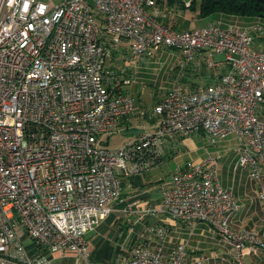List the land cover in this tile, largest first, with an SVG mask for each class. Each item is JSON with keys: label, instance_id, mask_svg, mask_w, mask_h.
I'll return each instance as SVG.
<instances>
[{"label": "built area", "instance_id": "built-area-1", "mask_svg": "<svg viewBox=\"0 0 264 264\" xmlns=\"http://www.w3.org/2000/svg\"><path fill=\"white\" fill-rule=\"evenodd\" d=\"M153 0H0V264H54L52 255L90 258L87 236L114 213L124 183L161 163L165 144L204 132L215 145L241 142L237 167L249 170L264 204V49L254 47L259 25L220 24L185 33L151 12ZM190 5V3L188 4ZM127 49L134 65L169 49L183 65L224 54L227 72L193 90L173 88L143 115L157 128L130 144L107 148L132 114L124 94L130 68L112 65ZM239 211L232 188L218 180L213 159L189 161L172 177L158 208L165 215L208 224L235 249L236 264L264 250L258 232L235 231ZM158 236L164 234L155 228ZM30 241V244L27 242ZM127 264H206L188 261L187 242L169 255L134 246Z\"/></svg>", "mask_w": 264, "mask_h": 264}, {"label": "crops", "instance_id": "crops-1", "mask_svg": "<svg viewBox=\"0 0 264 264\" xmlns=\"http://www.w3.org/2000/svg\"><path fill=\"white\" fill-rule=\"evenodd\" d=\"M193 2H196L195 6H193ZM199 2L200 0H153L150 11L157 12L162 23L181 33L203 28L213 23L220 24L223 28H228L231 25L244 28L259 25L263 31L255 35L254 47L264 49V18L241 17L223 13L201 16ZM189 3L190 5H188ZM126 53V48L115 52L112 65L114 67L126 66L127 60H132L125 56ZM206 59L204 53L198 56L195 62L183 65L177 51L166 49L159 54L156 53L153 58L144 60L140 63L139 68H130L129 71L133 74L134 83V76L135 79H139L142 71L149 74L161 70L162 67H166V62H168L169 65L176 66L179 72L185 71L191 77H205L207 79L204 85L194 84L188 88L182 87L184 90H193L198 86L214 83L219 76L227 72L224 61H218L217 56H215L216 67L214 68L209 66ZM133 65L126 67H133ZM126 87H124L123 92L134 98L136 109L122 120L121 132H133L132 134L137 135L136 139H138L144 133L157 128V118L149 119L148 115L143 117L142 114H139L142 113V108L139 107L137 98L131 95L130 87ZM166 92L156 100L155 106L165 97ZM144 110L146 111V109ZM257 115L259 120L264 123V105L258 106ZM138 118L143 119L144 122L149 121V125L136 133V131H132L135 130L133 122ZM197 134L206 136L204 132ZM192 135L167 142L164 147V155L174 156L175 148L192 143ZM109 144L110 140L106 143L107 148L119 149L110 148ZM210 145L215 146L216 144ZM217 145L219 147L217 155L208 159L214 160L220 184L224 188H232L239 206V211L232 216L230 225L235 231L258 232L264 242V204L258 196V184L251 178L249 170L237 167L242 147L241 142L232 135ZM164 161L163 158L154 169L161 167ZM154 169L125 181L124 194L121 201L115 204L114 213L105 219L96 231L87 236L89 259L86 260L75 252H68L64 255L55 253L52 255L54 264H127L131 259V250L134 246L144 245L153 249L163 248L164 253L169 255L181 242L188 244V261H195L203 256L206 264H236L235 249L215 238L211 227L204 222H184L165 215H137V212L149 208H158L163 192L169 186L171 178L164 179L158 175H153ZM158 227L164 229L162 236L152 232ZM27 243L33 249L31 242L28 241ZM245 261L247 264H264V251L248 254Z\"/></svg>", "mask_w": 264, "mask_h": 264}, {"label": "rangeland", "instance_id": "rangeland-1", "mask_svg": "<svg viewBox=\"0 0 264 264\" xmlns=\"http://www.w3.org/2000/svg\"><path fill=\"white\" fill-rule=\"evenodd\" d=\"M208 21V20H207ZM234 26V25H231ZM230 27V26H229ZM262 28V27H261ZM263 29V28H262ZM160 53V52H159ZM157 53V54H159ZM130 59V58H129ZM161 59V58H160ZM218 61H225V55H217ZM166 67H162L161 70L146 74L142 71L139 79H135V82L130 87L127 86L131 91V95L137 98L139 107L141 106L142 110L146 109L149 112L153 111L155 107L156 100L162 97L161 94H164L167 90L184 87L188 88L191 85H204L207 82L205 77H191L188 73L179 72V69L176 66L169 65L170 63L166 62ZM134 64L133 60H127L126 66H132ZM136 69L140 67V64L134 65ZM215 70V69H213ZM217 71V70H216ZM140 109V108H139ZM141 114V113H139ZM145 117V115H143ZM148 118L150 116L148 115ZM145 119V118H144ZM148 122H144L143 119H135L133 122V128L137 131L143 130V127H148ZM150 132V131H149ZM133 133V132H132ZM130 132H121L117 135L112 136L110 140V148H122L131 142H133L137 135L134 136ZM175 139H180L179 137ZM192 143L186 144V146L175 148L176 152L174 156L164 155V162L158 169L153 170V175H158L164 179L171 178L181 167H184L185 164L189 161H202L207 160L211 156H216L217 151L219 150L218 145H210V140L208 135L197 134L192 135Z\"/></svg>", "mask_w": 264, "mask_h": 264}, {"label": "trees", "instance_id": "trees-1", "mask_svg": "<svg viewBox=\"0 0 264 264\" xmlns=\"http://www.w3.org/2000/svg\"><path fill=\"white\" fill-rule=\"evenodd\" d=\"M195 3L193 2V6ZM198 6L201 16L223 13L264 18V0H200Z\"/></svg>", "mask_w": 264, "mask_h": 264}]
</instances>
